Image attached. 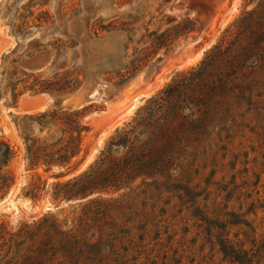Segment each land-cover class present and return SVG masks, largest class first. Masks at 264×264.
Segmentation results:
<instances>
[{
  "label": "rangeland",
  "instance_id": "rangeland-1",
  "mask_svg": "<svg viewBox=\"0 0 264 264\" xmlns=\"http://www.w3.org/2000/svg\"><path fill=\"white\" fill-rule=\"evenodd\" d=\"M260 2L0 0V264H39L30 260L48 242L39 226L56 219L75 229L97 198L126 205L116 231L125 238L111 264H264V135L229 146L216 140L214 158H181L178 189L143 174L119 191L76 197L89 192L81 189L89 175L105 174L102 159L127 157L111 145L118 135L136 127L170 85L198 72ZM165 68L171 73L155 94L138 99L126 119L95 127L91 115ZM221 73L228 78V63ZM82 89L84 106L65 107ZM35 96L46 101L43 110L27 105Z\"/></svg>",
  "mask_w": 264,
  "mask_h": 264
},
{
  "label": "trees",
  "instance_id": "trees-1",
  "mask_svg": "<svg viewBox=\"0 0 264 264\" xmlns=\"http://www.w3.org/2000/svg\"><path fill=\"white\" fill-rule=\"evenodd\" d=\"M227 63L228 78H221ZM217 128L221 137L214 138ZM255 135H264V0L228 30L226 39L198 72L170 85L162 97L151 103L136 127L118 135V141L111 145L123 147L127 157L102 159L98 170L108 168L105 174L89 175L81 186L89 192H77L76 197L86 199L96 192L104 194L117 185L119 191L124 182L143 174L155 178L154 183L161 187L174 189L173 172L181 158H214L216 140L229 146L236 141L251 142ZM184 191L190 196L191 190ZM125 206L103 198L91 200L83 207L78 227L72 230L62 229L56 219L46 220L38 230H47L48 242L30 260L39 264L117 261L116 242L120 243L119 238H125V234L116 231L121 228L119 216ZM227 249L232 257L236 256L231 247L223 252L227 253Z\"/></svg>",
  "mask_w": 264,
  "mask_h": 264
},
{
  "label": "bare ground",
  "instance_id": "bare-ground-1",
  "mask_svg": "<svg viewBox=\"0 0 264 264\" xmlns=\"http://www.w3.org/2000/svg\"><path fill=\"white\" fill-rule=\"evenodd\" d=\"M240 2V1H238ZM232 13V12H231ZM236 13V12H235ZM234 13V14H235ZM232 17V15H231ZM226 23V22H225ZM227 24V23H226ZM214 27V26H213ZM224 30V29H223ZM209 44V43H207ZM199 59V58H198ZM191 60V59H188ZM198 61V60H197ZM190 64V63H189ZM184 65V63H183ZM195 65V64H194ZM171 66V65H170ZM174 66V65H173ZM185 66V65H184ZM183 66V67H184ZM188 66V63L187 65ZM182 68V67H181ZM185 68V67H184ZM172 70V69H171ZM170 69L169 68H165L157 77L156 79L151 82V83H147L145 86L143 85V87H137V90H131L129 93L125 94L124 96L120 97L118 101L116 102H111L109 103V110L106 112H102V113H95L93 115H91L89 118L91 119V121L94 123L95 127L98 129L103 127V125L105 124H113L115 122L116 119H118V122L121 120L126 119V117L128 116L129 113L132 112V110L134 109L135 103H139L137 102L138 99L140 98H145L147 99V97L149 98V96L151 94H155L153 93L155 91V89L158 87V85L165 79L164 75L166 73H171L169 72ZM167 76V75H166ZM140 78V77H139ZM164 78V79H163ZM141 79V78H140ZM141 82V81H140ZM167 82V80H166ZM139 81L136 83L138 84ZM162 84V83H161ZM160 84V85H161ZM132 85V84H131ZM159 85V86H160ZM134 86V85H133ZM162 87V86H161ZM86 88V87H85ZM88 88V87H87ZM132 88V87H131ZM85 89H82V91L77 92L76 94L73 95H69L66 98V102H65V107H70L73 109H78L80 108L86 101V91H84ZM88 90V89H87ZM92 92V91H91ZM95 92V91H94ZM156 92V91H155ZM93 93V92H92ZM91 93V94H92ZM97 93V92H96ZM95 93V94H96ZM94 94V93H93ZM88 95V94H87ZM90 95V94H89ZM88 95V96H89ZM101 95V94H100ZM92 96V95H91ZM94 96V95H93ZM97 96V95H96ZM103 96V95H102ZM89 98V97H88ZM96 98V97H95ZM101 99V98H100ZM89 100V99H88ZM95 100V99H94ZM50 102V101H49ZM50 104V103H49ZM84 106V105H83ZM43 110V109H42ZM42 112V111H41ZM130 115V114H129ZM117 121V120H116ZM117 124V123H116ZM115 124V125H116ZM114 125V124H113ZM112 125V126H113ZM114 125V126H115ZM113 126V127H114ZM111 127V126H110ZM109 127V129H110ZM105 129V128H104ZM107 131V130H106ZM110 131V130H109ZM103 132V130H102ZM109 133V132H108ZM104 135V134H103ZM105 137V135H104ZM109 137V135H108ZM92 144V143H91ZM94 154V153H93Z\"/></svg>",
  "mask_w": 264,
  "mask_h": 264
},
{
  "label": "water",
  "instance_id": "water-1",
  "mask_svg": "<svg viewBox=\"0 0 264 264\" xmlns=\"http://www.w3.org/2000/svg\"><path fill=\"white\" fill-rule=\"evenodd\" d=\"M37 97H39V96H35V97H32L31 98V100L33 99L34 101H28V106L31 104L34 108H32V109H34V110H41L42 109V107H43V105H45V102L46 101H44V100H35ZM40 97H45V96H40ZM46 98V97H45ZM46 100H47V98H46ZM48 101V100H47ZM24 103V102H23ZM47 104V103H46ZM23 108H24V104H22V110H23ZM26 108V107H25ZM30 108V107H29ZM25 110V109H24Z\"/></svg>",
  "mask_w": 264,
  "mask_h": 264
},
{
  "label": "crops",
  "instance_id": "crops-1",
  "mask_svg": "<svg viewBox=\"0 0 264 264\" xmlns=\"http://www.w3.org/2000/svg\"><path fill=\"white\" fill-rule=\"evenodd\" d=\"M43 96H45V95H43ZM46 98H47V100H48V102H47V104H49V101H50V98L49 97H47V96H45ZM120 98V97H119ZM118 99V98H117Z\"/></svg>",
  "mask_w": 264,
  "mask_h": 264
}]
</instances>
